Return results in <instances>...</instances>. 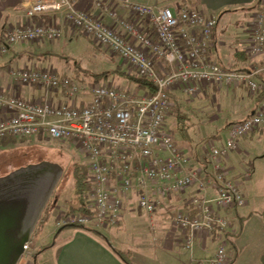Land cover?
<instances>
[{
	"label": "built area",
	"instance_id": "built-area-1",
	"mask_svg": "<svg viewBox=\"0 0 264 264\" xmlns=\"http://www.w3.org/2000/svg\"><path fill=\"white\" fill-rule=\"evenodd\" d=\"M119 2L122 16L112 7ZM264 2V0H261ZM111 22L78 9L73 0H32L26 5L28 21L11 25L4 34L7 44L62 39L67 26L71 34L91 36L127 65V74L146 78L153 91L138 93L128 87L107 83H78L53 69H20L15 80L39 85L46 100L30 101L0 90V107L10 111L0 118V139L37 137L69 143L81 152L88 169L85 210H60L56 226L106 229L118 226L127 199L136 197L138 207L149 216L163 199L196 187L188 208L175 212L174 228L186 249L196 239L216 235L222 241L212 258L190 264H230L227 233L233 231L228 213L245 206L248 199L240 183L230 177L227 153L240 140L264 127V100L255 111L232 123L224 147L209 143L202 157L210 168L197 165L166 128L171 109L170 91L180 88L191 96L208 86H245L253 98L264 90V65L253 62L248 69L227 68L210 56L218 16L204 13L190 3L150 4L148 0H98ZM48 12H63L64 22L33 21ZM250 39L247 54L264 60V12ZM262 75V80L259 76ZM62 90L66 100L53 101ZM91 99L75 102L82 93ZM250 170L243 173L247 179ZM211 191L213 193H211ZM33 255L31 243L24 256Z\"/></svg>",
	"mask_w": 264,
	"mask_h": 264
},
{
	"label": "crops",
	"instance_id": "crops-1",
	"mask_svg": "<svg viewBox=\"0 0 264 264\" xmlns=\"http://www.w3.org/2000/svg\"><path fill=\"white\" fill-rule=\"evenodd\" d=\"M73 1L78 9L86 10L94 16H101L106 22H111L109 15L104 12L103 6L97 5L98 0ZM194 1L196 2V6H194L195 8H198L204 13H214L218 16V26L213 32L212 47L210 51L212 59L231 69H248L253 62L258 63L260 66L264 65L263 59H252L247 54L250 39L258 23L257 19L259 18L260 13L264 12L263 1ZM31 2L32 0H0V90L6 95L10 96L16 94L19 97L30 101L46 100L44 89L39 85L25 84L15 80L13 72L29 68L53 69L61 76H69L66 72L59 73L56 61H54L53 58V56H59V48H62L67 40H80L82 38V40L84 39L86 42V45L91 46L90 48L94 54L101 53L103 56L115 61V58L118 55H112L107 48L99 45L91 36H85L79 32L74 35L71 34L67 26L64 28L63 38L59 40L7 44L3 40L5 30L11 25H24L28 21L25 15V10L26 5ZM148 2L150 4L160 5L182 2L189 3L186 0H148ZM111 6L114 7L120 15L127 16V11L122 8L119 2H112ZM233 13L240 14L245 21L244 32L241 36H236L234 38V43L229 41L225 35H221V33L218 32L221 21L224 20L226 16ZM220 14H223L221 19ZM33 21H53L62 25L64 22V13L48 12L41 16L34 17ZM103 49L110 53V57ZM116 61L115 72L111 71V73L115 75L114 77L128 80L126 78L129 76L127 74V65L119 56ZM117 69H120L119 71L124 72L125 75L120 76V72ZM132 75L136 76L134 74ZM262 78V75H260L259 80H262ZM128 82L132 85L130 88L136 90L138 93H143L149 90L148 88L139 89L132 81L128 80ZM169 95L171 109L167 118L175 115V112L178 114L181 113L183 105H196L197 117L206 111L208 105H222L223 107L226 105L232 107V111L229 112V115L221 121L219 125L215 123L220 119V115L215 113L211 116L207 115V117L203 118L201 121L204 125L214 127L212 128V131L203 135L199 142H196V153L192 157L195 160L196 166L202 165L205 168L208 167V169L210 166L204 162L202 157L208 153L209 143L214 142L218 146L224 147L226 140L229 137L232 123L251 115L257 107V98H253L245 86H208L203 93L196 96L188 95L182 89L177 88L171 90ZM52 98L56 103H62L66 100L62 90L56 92ZM90 99L91 95L88 92H84L75 99V102L84 105L85 102ZM240 111L244 113H241ZM9 112L10 111L7 109L0 107V118ZM168 130L173 134V130L169 128ZM173 136L175 138L174 134ZM33 138L40 139L37 137ZM18 139L20 142L22 140L24 141V138ZM6 147L8 146H2L0 144V150L1 148ZM182 147L187 150L184 146ZM263 148L264 127L259 128L247 137L241 139L238 148L227 153L225 158V163L230 168L229 176L240 183V188L248 199V203L245 206L238 207L228 213L233 222V231L226 235V238H230L234 245V248L231 251L234 252L228 253L232 257L236 251L238 253L231 264H261L262 256L264 254V218L262 215L264 210V198H261L259 195L255 196L252 192V189H254L255 186L252 183L257 182V186L259 187L261 183L264 184V178H262V176H257L254 179L252 173L254 172V165L251 158L255 151ZM246 170H250L251 175L249 178L244 179L242 178V175ZM195 192L196 187H192L185 192L175 193L168 198H164L158 211L152 216H148L149 230L155 234L159 240L165 239L167 245H161V247H158L160 251H153L155 249L151 246L147 247V245H145V251L143 254H139V256H143L144 259L138 257L137 253H133L131 250H125L120 248L117 244H113L110 239L112 237L113 239L126 244L123 231L125 230L127 223L131 222L132 219L130 220L131 217L125 215V212L128 211V207H132L134 212H137V209L142 211L138 207V204L137 206L135 204L137 198L132 197L127 199L125 203V208L122 212V220L118 226L106 229H95L93 227H88V229H86L72 225L58 228L56 226V219L54 229L46 235L43 233L45 227H41V231L39 230L37 232V245L32 246L31 244L32 251L34 252L33 254L37 251L40 252L37 259H33L34 257L32 255L20 264H44L41 262L40 258L44 259L46 257L45 255L49 252V259L52 257L54 261H51V258L47 264H128L121 255L112 248L111 244L118 250L129 252L132 264H190L193 260V255L191 254L192 260L190 261L182 256V253L179 251L185 247L179 240L178 230L174 231L175 233H172V230L174 229L175 212L180 209H187V201ZM211 193L213 192L211 191ZM64 194L65 190L61 189L56 205V208L59 209V213L60 210L70 209V206L79 207L81 205L80 201L77 202V200H74L75 202H67L65 199L62 201V195ZM240 209L242 210L240 211ZM49 217L50 216H48L43 223H45ZM236 219H238L240 227L235 226ZM94 230L102 232L103 235L101 236L97 234ZM52 236L54 237L53 242L50 241ZM211 240L217 242V236L214 234L209 237L196 239V260L200 261L213 257L217 247H210ZM163 259L165 260L163 261Z\"/></svg>",
	"mask_w": 264,
	"mask_h": 264
},
{
	"label": "rangeland",
	"instance_id": "rangeland-1",
	"mask_svg": "<svg viewBox=\"0 0 264 264\" xmlns=\"http://www.w3.org/2000/svg\"><path fill=\"white\" fill-rule=\"evenodd\" d=\"M220 15L221 19L223 14ZM244 27L245 21L241 15L233 13L229 14L221 21L218 32L221 33V35H225L229 41L234 43V38L242 35ZM90 47L91 46L86 45V42L84 39L82 40V38L80 40H67L63 44L62 48H59V56H53L59 73L61 74L66 72L78 83H85L86 85L96 82L103 84L111 82L114 86L117 85L124 88L132 86L129 84L128 80L120 77H114L115 75L111 73V71L115 72L114 69L118 56L115 58V61H112L108 57L103 56L101 53L94 54ZM103 50L105 51V49ZM106 53L110 57V53ZM102 72H106L108 76L106 75L102 78L96 77L97 74ZM230 111H232V107L230 106L224 105L223 107L222 105H208L206 107V111L197 117L196 105H183L181 113L178 114L175 112V115L166 119V128L173 130V134L175 135L177 141L187 149V152L191 156H193L196 153V142H199L202 139V136L207 134L209 131H212V128L214 127L202 124L201 121L203 118H206L207 115L211 116L214 113L218 114L220 115V119L217 120L215 124L219 125L220 122L229 115ZM16 140H18L16 144H12L6 148H1L0 150V176H4L17 168L31 163H37L43 160L56 162L63 166L64 173L57 189L55 190L52 200L55 199L56 196L59 197V192L61 189H64L65 194L62 195V201L64 199L67 202H75L76 200L77 202L79 201L72 177L73 164L76 161L85 163V158L79 150L69 143H61L54 139L42 140L33 137H25L24 142H20L18 138ZM263 157L264 148L258 149V151H255L253 156H251L254 165V172H252L254 179L257 176H262V178H264ZM252 184L255 185L254 189H252L253 194L264 198V184L261 183L259 187L257 186V182ZM135 204L137 206V202ZM49 210L50 217L48 220L45 223L38 225V231L41 227H45L43 230L44 235L50 233L51 230L54 229L55 220L59 215V209L56 208V206L54 207V205H51ZM241 210L242 209H240V211ZM125 215L131 217L130 220L132 219L131 222L127 223L125 230L123 231V236L125 237L127 245L111 237L110 239L113 244L115 243L122 249L131 250L133 253H137V256L141 259L144 258L143 256H139V254H143L145 251V245H147V247L151 246L155 249L153 251H160L158 247H161V245H167L165 239L159 240L157 236L149 230V215L147 213L138 209L137 212H134L132 207H128V211L125 212ZM235 226L240 227L238 219H236ZM174 231H176L175 228L172 230V233H175ZM37 236L38 235L36 233L31 241L32 246L37 245ZM53 240L54 237L52 236L50 241L53 242ZM224 240L226 241L227 251L229 253H233L234 251H231L233 250L234 245L231 242V239L225 238ZM221 242V240L217 242L211 240L210 247L218 248ZM195 247L196 244L192 249L184 248L180 249L181 251L179 252L182 253V256L188 261L192 260V257L193 260H196ZM49 253L47 254L48 256L45 255L46 257L44 259L40 258L41 262L44 264H47V262H49L52 258L51 257L49 259ZM191 254L193 255L192 257ZM25 260H27V258L23 256L20 263ZM164 260L165 259H163V261ZM51 261H54V259L52 258Z\"/></svg>",
	"mask_w": 264,
	"mask_h": 264
},
{
	"label": "water",
	"instance_id": "water-1",
	"mask_svg": "<svg viewBox=\"0 0 264 264\" xmlns=\"http://www.w3.org/2000/svg\"><path fill=\"white\" fill-rule=\"evenodd\" d=\"M63 173L59 163L43 160L0 176V264L20 263Z\"/></svg>",
	"mask_w": 264,
	"mask_h": 264
},
{
	"label": "trees",
	"instance_id": "trees-1",
	"mask_svg": "<svg viewBox=\"0 0 264 264\" xmlns=\"http://www.w3.org/2000/svg\"><path fill=\"white\" fill-rule=\"evenodd\" d=\"M188 1L192 6H196V2L194 0H186ZM118 71L120 69H117ZM120 72V76H124L125 73L122 72V71H119ZM107 73L106 72H102L100 74H97L96 77H99V78H102L104 76H106ZM128 80L132 81L133 83H135V85L139 88V89H146L148 88L149 91H153V86L152 84L144 77H138V76H127L126 77ZM264 100V90L261 92V94L257 97V103ZM17 138L14 137V136H5L4 138L0 139V144L2 146H10L12 144H16V142L18 140H16ZM21 142H24L23 140ZM87 175H88V169H87V166L84 164V163H80V162H75L73 164V170H72V177H73V182H74V188L75 190L77 191V194H78V200L80 201L81 205L79 207H72L70 206V210H85L86 209V201H87V193L88 191L90 190V187L91 185L88 183L87 181ZM58 194V193H57ZM54 199L51 200L49 206L47 207L46 211L44 212V215L39 223V225L41 223H43V221L49 216L50 214V206L51 205H54V207L57 205V202L56 203H53ZM262 215H263V218H264V210L262 212ZM70 226V225H69ZM73 226V225H72ZM39 227V226H38ZM38 227L36 229V232L34 234V236L36 235V233L38 232ZM66 227V226H65ZM77 227H82V226H77ZM82 228H86L88 229V227H82ZM97 234L99 235H103L102 232L98 231V230H94ZM230 234V231L229 233H227V235ZM33 236V237H34ZM31 243V242H30ZM111 244V243H110ZM112 248L118 252L121 257L128 263V264H132V261H131V257H130V253L129 252H126V251H121V250H118L117 248H115L112 244H111ZM40 252H37L33 255L34 259H37V256L39 255ZM238 255L237 251L233 254V258H232V261L233 259H235V257ZM231 261V262H232ZM231 264V263H230ZM261 264H264V254L262 256V261H261Z\"/></svg>",
	"mask_w": 264,
	"mask_h": 264
}]
</instances>
